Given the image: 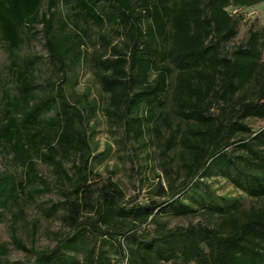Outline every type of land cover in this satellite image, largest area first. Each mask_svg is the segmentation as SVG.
Segmentation results:
<instances>
[{
  "label": "trees",
  "instance_id": "16d2710c",
  "mask_svg": "<svg viewBox=\"0 0 264 264\" xmlns=\"http://www.w3.org/2000/svg\"><path fill=\"white\" fill-rule=\"evenodd\" d=\"M44 1L0 0V40L15 56L24 33L40 23L49 62L63 81L80 59L83 38L57 16L59 0H46L43 11ZM65 2L75 21L117 28L122 46H110L101 36L111 56L94 61L107 98L104 113L128 141L144 145L148 135L163 156L176 151L182 179L178 186L172 180L167 187L158 184L157 195L167 197L162 202L125 201L110 179L95 186L89 171L94 148L86 131L94 106L71 103L60 83L54 94L33 98L30 67L13 59L15 93L5 96L0 144L25 164L29 181L33 156L44 148V160L67 181L59 202L67 232L53 247L32 250L29 263L3 258L0 245V264H110L107 246L116 248L123 264H264V127L254 130L248 123L264 120V35L249 27L244 41L226 48L242 20L230 8L264 0ZM52 109L53 117H42ZM71 150L77 163L68 176L61 155ZM215 169L258 203L242 207L226 197L223 204L213 199L204 209L206 224L169 226L161 219L196 213L181 196L196 195V183ZM21 183L0 175V196L15 199Z\"/></svg>",
  "mask_w": 264,
  "mask_h": 264
},
{
  "label": "rangeland",
  "instance_id": "374dc122",
  "mask_svg": "<svg viewBox=\"0 0 264 264\" xmlns=\"http://www.w3.org/2000/svg\"><path fill=\"white\" fill-rule=\"evenodd\" d=\"M45 7L46 0L42 3L41 9L44 11ZM54 10L59 18L67 21L68 31H77L82 36L80 59L71 75L60 81L58 71L49 62L40 23L34 24L24 33L23 41L16 51L17 56L11 55L5 43L0 40V118L6 102L5 96L15 93L14 80L9 71L10 62L13 59L19 62L26 61L35 85L33 98L54 94L56 85L60 83L71 103L80 101L84 107L94 106L91 114L87 108L84 113L87 116L90 114L86 131L94 148L89 171L90 181L95 186L104 185L110 179L120 187L125 201L145 203L151 199L159 202L167 200L166 196L157 195L158 184L167 187V181L172 180L173 185H179L182 174L176 169L178 160L176 151L163 156L156 143L148 139V135L144 145L128 141L121 135L117 123L104 113L107 98L96 82L94 61L98 56H111L110 48L102 42L101 36L110 39V46H122V38L116 34L117 28L109 22L99 27L91 21L83 22L80 19L75 21L70 4L65 0L57 1ZM230 13L240 14L242 20L238 26L237 36L226 45L227 49L244 41L249 27L264 35V2L250 7H231ZM74 22H77L78 28ZM54 114L55 110L52 109L45 111L42 117L49 118ZM248 123L254 130L264 127V120L261 119H250ZM43 151L44 148H41L33 156L35 177L30 176L33 178L29 181L26 178L25 164L15 160L10 149L0 144V175L13 177L15 184L18 181L22 182L20 187L17 186L15 199L9 194L0 196V245L5 247L3 258L29 263L33 257L32 250L53 247L67 232V228L60 220L63 209L59 204L63 197L61 191L67 186V181L44 160ZM76 163L77 156L72 150L61 155V169L68 176L72 175L73 165ZM196 184V195L191 198L184 194L181 198L196 208L197 212L182 217L166 213L161 219L169 226L210 223L204 209L213 203L211 201L213 199L223 204L222 197H226L233 200L236 206L242 207L258 203L236 188L219 169H215ZM229 203L232 204V201ZM13 237H16L25 249H22ZM107 247L110 264H123L116 248Z\"/></svg>",
  "mask_w": 264,
  "mask_h": 264
}]
</instances>
